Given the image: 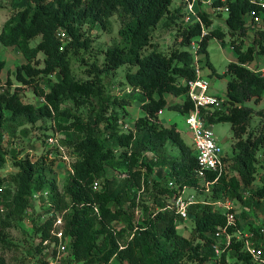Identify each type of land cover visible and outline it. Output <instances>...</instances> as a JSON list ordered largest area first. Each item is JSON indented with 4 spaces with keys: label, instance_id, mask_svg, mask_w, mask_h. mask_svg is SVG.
<instances>
[{
    "label": "trees",
    "instance_id": "1",
    "mask_svg": "<svg viewBox=\"0 0 264 264\" xmlns=\"http://www.w3.org/2000/svg\"><path fill=\"white\" fill-rule=\"evenodd\" d=\"M11 1L14 12L0 28V44L17 48L26 63L13 73L22 84L14 87L10 78L2 83L6 61L0 60V243L10 245L6 230L17 220L28 218L33 237L38 240L35 249L42 255L39 264H49L43 242L54 240V215L59 214L65 236L70 238L69 255L63 264H113L114 260L118 264H211L215 259V233L218 227L227 226L226 215L211 203L192 205L189 214L195 226L191 239L178 233V217L166 209L168 198L176 192L170 182L182 190L199 188L201 180L197 177L198 161L192 145L187 144L177 125L165 127L160 114L166 108L185 116L194 110L187 84L196 79L195 58L188 48L199 42L198 54L203 57L200 61L206 60L212 76L218 75L208 48L212 39L224 42L225 32L212 28V16L200 8L198 16L202 23L185 24L184 3L173 10L174 0ZM218 7L229 9L227 14L221 12L218 16L227 15L225 24L237 61L228 64L225 74L218 75L228 78L226 107L206 119L213 126L230 123L235 142L234 154L224 157V173L211 187L209 198L213 202L238 200L250 208L261 209L264 185L255 192L252 186L258 175L259 153L264 161V126L250 131L253 109L246 103H259L264 97V76L248 67L264 58V12L248 0H215L213 8ZM254 9L263 15V22L256 26L250 21ZM115 15L122 20L120 42L107 49L102 65L96 61L89 64L79 56L92 46L90 33L97 27L110 30ZM161 24L176 33L175 46L169 53L152 43L153 33ZM203 26L210 30L201 37ZM37 38L40 42L32 47ZM248 40L251 43L247 44ZM150 47L154 48L144 55ZM40 54L45 56L42 68L38 67ZM72 57L87 66L86 79L75 76ZM122 66L130 67L126 82L132 92L141 94L144 112L126 132L112 106L115 103L125 110L134 101L126 96L112 97L105 82L106 74ZM51 76L56 77V82L47 90L42 79ZM24 88L42 98V103L37 106L24 102ZM167 94L184 100L170 104ZM68 102L76 108H86L88 116L74 112L66 106ZM260 114L264 117V113ZM48 121L57 126L61 146L75 157L61 191L56 159L49 155L33 161L29 155L19 160L14 154L17 173L2 177L8 156L6 135L15 138L18 130L28 135V127L40 122L46 125L41 128L47 130ZM169 146L179 152L176 157L168 154ZM110 171L123 177L111 178ZM214 179L212 174L207 177L209 181ZM246 189H251L255 197L244 200ZM143 190L149 193L151 204L142 199ZM44 191L50 192L48 199H32L35 192ZM34 203L44 209L36 218ZM137 210L141 212V221L135 218ZM118 224L122 227L118 228ZM237 224L240 226L238 218ZM261 228L254 227L258 238ZM226 249L230 252L224 253V264H254L241 242L233 241ZM0 264H8L3 253Z\"/></svg>",
    "mask_w": 264,
    "mask_h": 264
},
{
    "label": "rangeland",
    "instance_id": "2",
    "mask_svg": "<svg viewBox=\"0 0 264 264\" xmlns=\"http://www.w3.org/2000/svg\"><path fill=\"white\" fill-rule=\"evenodd\" d=\"M181 5L180 0H174L172 5V9L179 7ZM201 11H205L209 15L212 16L213 26L212 28H220L225 32L226 38L224 42L218 39H212L209 43V56L210 62L212 63L216 73L218 75H223L226 72L227 66L231 62L237 61V54L234 49L231 47V39L232 36L229 33V30L225 24V19L227 15L224 14L223 17L218 16L211 7L201 3L199 5ZM13 7L11 0H0V28L4 25V23L9 19V17L13 14ZM184 15L182 16L183 20ZM112 26L110 30H103L100 27H97L90 33V37L93 39L92 46L90 50L86 53L81 52L79 57H84L86 62L89 64L93 62H97L99 65H102L105 59L106 51L109 47H111L114 43L120 42L119 30L122 27V20L119 15H115L111 18ZM208 29L207 31H209ZM175 30H167L163 28L162 24L159 25L153 33L152 43L156 48L164 53H169L171 49L175 46L176 38H175ZM253 33L249 34L250 39H252ZM40 38L32 41V47L36 46L40 42ZM251 43L250 40L247 41V44ZM154 47H150L147 51L144 52V55H147L151 52ZM189 49V48H188ZM203 58V57H201ZM0 60L6 61V69L2 74V83H5L8 78L14 84V87L22 86L14 77L13 73L17 70L19 66L26 63L23 55L17 48H7L0 44ZM38 67L42 68L44 66L45 56L40 54L38 56ZM264 66V58L258 59L255 63L251 64L250 67H258L261 68ZM72 67L75 76L78 79H86V75L84 73V69L87 67L82 64L78 59L72 57ZM200 67L202 68L203 77L207 78L211 82V90L215 92L223 101L226 100V87L228 78H221L218 75L212 76V69L207 65L206 60L200 61ZM129 66H122L115 72H111L106 74L105 82L108 89L109 94L112 97H130L133 99L134 104L132 106L126 107L125 110L122 109L118 104L113 103L112 110L119 115L120 127L124 132L127 129H124V126L127 128H133L134 122L137 118L144 116V112L141 110V102H140V93L132 92L131 87L126 82V74L129 71ZM56 82V77L51 76L50 78L42 79V83L44 87L48 90L50 86ZM23 100L26 103H32L34 105H40L43 101L42 98L36 96L29 88H24L22 91ZM166 99L170 104L172 103H182L183 97H175L173 95L167 94ZM67 107H70L74 112L88 116V111L86 108H76L70 102L66 103ZM246 106L253 109L252 119L250 131L256 130L258 131L262 126H264V117L260 113H264V97L261 102L256 103L255 100L247 102ZM160 122L165 127H170L172 125H177V127L183 132V138L186 142H189L188 135V126L186 125V116L180 113L177 110L166 108L160 114ZM42 125L46 126L45 123L40 122L36 126L28 127L29 134L24 135L20 130L17 132V137L11 138L9 135H6L5 147L8 151L7 163L4 169L1 171V176L8 178L10 175L17 173V169L14 167L15 157L20 160L25 158L27 155L30 156L31 160L37 161L40 157L48 156L50 159H56L55 171L57 177V183L59 190L63 186V182L68 178L71 172V165L75 160L74 155L67 148H59L48 143V137L45 135H58L61 139V134L57 131V126L53 124L52 121H48V129L43 130ZM214 134L220 146L223 149L225 156L230 157L234 154L233 144L235 142L234 133L230 123H220L216 124L213 127ZM58 138V139H59ZM178 151L172 149L171 146L168 148V154L170 157H176L178 155ZM152 155L149 154V158ZM260 159L258 163V175L256 176V180L252 186L253 191H257V189L261 188L264 185V161L261 158V153L258 154ZM157 171V170H156ZM163 171L168 172V170L163 168ZM165 172V173H166ZM236 174V173H234ZM110 177H123L121 173L116 171H110ZM155 178L158 179V176L155 175ZM159 180V179H158ZM9 182H5V186L7 190L11 192L12 188L9 186ZM141 192L142 199L145 202H152L151 197L148 192ZM252 191V192H253ZM251 189L243 190V198L244 200H249L252 196ZM188 194H196V191L193 189H188L186 191V195ZM210 195V194H209ZM198 202H209L211 201L209 196L206 193L201 192L196 194ZM232 203L229 205L226 204L227 208L214 206L215 210L226 212L231 210L237 215L238 220L240 221V228H242L244 233L253 232L254 227L256 228H264V206L261 209L250 208L246 204H243L242 201L238 200H230ZM35 204V203H34ZM264 204V201L262 202ZM34 218H36L37 214L44 211L42 207H39L35 204ZM33 212H29V215H32ZM4 215H2L3 217ZM141 212L137 210L135 218L136 220H140ZM141 221V220H140ZM118 228L122 227V224L117 225ZM194 221L191 219L181 220L178 219L177 227L178 233L187 239H191V234L194 229ZM254 226V227H253ZM7 239L10 242V245L4 246L0 243V253H3L8 264H39L40 259L42 257L41 254H38L35 247L37 245L38 240L33 237L32 232V224L30 220L27 218L25 221L17 220L13 227L6 230ZM256 237V233H255ZM260 237V236H259ZM259 239V238H258ZM257 241V239H256ZM113 264H118L116 260L113 261ZM195 264V263H194Z\"/></svg>",
    "mask_w": 264,
    "mask_h": 264
},
{
    "label": "built area",
    "instance_id": "3",
    "mask_svg": "<svg viewBox=\"0 0 264 264\" xmlns=\"http://www.w3.org/2000/svg\"><path fill=\"white\" fill-rule=\"evenodd\" d=\"M184 4V17L183 21L185 24L190 25L196 22L202 23L200 17L198 16L199 5L204 3L213 9L215 13L229 12L227 7H218L213 8V2L215 0H180ZM225 2L226 0H221ZM253 4L259 11L264 12V0H248ZM258 10L254 9L250 13V21L253 26L260 25L262 21V14L258 13ZM264 14V13H263ZM207 34V30L203 26L202 36L204 37ZM64 37V34H61ZM200 48L199 42H193L189 47V50L194 54L195 58V72L196 79L188 82V95L191 101L194 104V110L186 116V123L188 125L189 131L192 136V147L196 153L198 161V170L197 177L201 180V186L197 189L187 188L180 189L179 186L170 182V187L175 189L176 192L168 198V203L166 209L171 210L177 215L178 219L187 220L190 219L189 208L192 205L198 203H209V202H198L196 194L204 192L209 196L211 193V187L216 184L220 177L224 173V157L222 147L218 143L216 136L213 131V125L207 123V115L211 113L222 110L226 106L224 101L216 95L210 93L211 83L210 81L203 77L202 68L200 67L201 56L198 54V49ZM248 67L255 71L260 72L264 76V66L261 68L258 67ZM1 91V90H0ZM124 129L130 130L124 126ZM58 135H52L48 139L50 145L62 148L60 144V138ZM59 138V139H58ZM209 174L215 175L213 181L207 180ZM98 185L95 184V187ZM188 189H193L196 191V194L186 195ZM50 196L49 191L44 192H35L32 196V199L35 202H38L42 197L48 199ZM232 203L230 200L217 201L212 204L214 206L226 207V204L229 205ZM227 218L226 227H218L215 236L216 242L213 244L215 251V259L211 264H224L222 257L224 253H228L226 246L232 244L233 241L241 242L243 249L251 256L254 264H264V228L260 230V237H255V232L244 233L243 229L240 228L237 224V215L228 210L224 212ZM54 214H52L53 216ZM55 222L53 225V230L51 234L54 240H46L43 242L44 253L48 255L47 259L49 264H63V262L68 258L69 255V243L70 238L65 236L63 230V218L59 214H55ZM230 228H234L233 231H230ZM257 239V241H256ZM227 251V252H226ZM230 262L229 257L227 259Z\"/></svg>",
    "mask_w": 264,
    "mask_h": 264
},
{
    "label": "crops",
    "instance_id": "4",
    "mask_svg": "<svg viewBox=\"0 0 264 264\" xmlns=\"http://www.w3.org/2000/svg\"><path fill=\"white\" fill-rule=\"evenodd\" d=\"M211 83V82H210ZM210 93L213 95L218 96L215 92H213L210 88ZM187 125V123H186ZM188 126V125H187ZM214 127V126H213ZM178 128V127H177ZM188 128V127H187ZM179 129V128H178ZM180 130V129H179ZM181 131V130H180ZM182 132V131H181ZM188 135H189V142H187V144L192 145V136H191V132L188 130ZM182 136H183V132H182ZM185 140V139H184ZM149 156V155H148Z\"/></svg>",
    "mask_w": 264,
    "mask_h": 264
}]
</instances>
